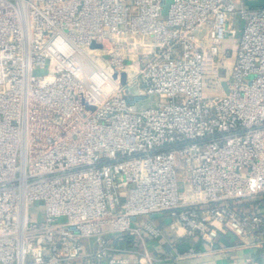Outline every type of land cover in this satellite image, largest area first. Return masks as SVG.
Wrapping results in <instances>:
<instances>
[{
	"label": "built area",
	"instance_id": "built-area-1",
	"mask_svg": "<svg viewBox=\"0 0 264 264\" xmlns=\"http://www.w3.org/2000/svg\"><path fill=\"white\" fill-rule=\"evenodd\" d=\"M261 193L264 6L0 0V264H154L143 241L163 227L132 216L160 210L258 244L264 215L243 200Z\"/></svg>",
	"mask_w": 264,
	"mask_h": 264
},
{
	"label": "crops",
	"instance_id": "crops-1",
	"mask_svg": "<svg viewBox=\"0 0 264 264\" xmlns=\"http://www.w3.org/2000/svg\"><path fill=\"white\" fill-rule=\"evenodd\" d=\"M246 6H264V0H240ZM244 206L264 215V193L245 198ZM264 218V216H263ZM147 219L163 227L159 236L145 235L143 245L155 256L154 264H264V241L258 244L241 243L230 232H219L212 240L198 234H186L181 226H171L167 211L138 213L132 216L134 223ZM136 237H125L127 244H134ZM130 258L136 254L128 253Z\"/></svg>",
	"mask_w": 264,
	"mask_h": 264
},
{
	"label": "rangeland",
	"instance_id": "rangeland-1",
	"mask_svg": "<svg viewBox=\"0 0 264 264\" xmlns=\"http://www.w3.org/2000/svg\"><path fill=\"white\" fill-rule=\"evenodd\" d=\"M240 33H241V29L238 28V31L234 36L226 35V37L224 38V42H223L222 46L220 47V54H222L226 49H228V51H229V54L226 55L222 60V67L226 68V74L222 75V78L228 79L230 76V70H231L232 64L236 58V51H237V47H238ZM138 39H141V38H138ZM203 92H204V95H211V94H215V93H222L223 90H222V87L219 85L217 79L215 78L213 80L210 79V81L209 80L204 81ZM150 97H152V96H148V97L146 96L141 102L147 103L149 101ZM176 176H177V181H178V189H179V191L182 192L184 185H183L181 170L177 169ZM43 205H44L43 199H34L31 202L30 213L34 219L43 218V208H44Z\"/></svg>",
	"mask_w": 264,
	"mask_h": 264
},
{
	"label": "water",
	"instance_id": "water-1",
	"mask_svg": "<svg viewBox=\"0 0 264 264\" xmlns=\"http://www.w3.org/2000/svg\"><path fill=\"white\" fill-rule=\"evenodd\" d=\"M225 91H227V87L225 86Z\"/></svg>",
	"mask_w": 264,
	"mask_h": 264
}]
</instances>
